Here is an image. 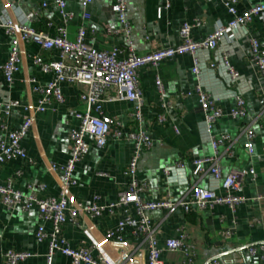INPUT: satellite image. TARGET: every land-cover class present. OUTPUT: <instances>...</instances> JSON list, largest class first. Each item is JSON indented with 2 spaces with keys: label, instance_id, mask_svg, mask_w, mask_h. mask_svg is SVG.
Here are the masks:
<instances>
[{
  "label": "crops",
  "instance_id": "obj_1",
  "mask_svg": "<svg viewBox=\"0 0 264 264\" xmlns=\"http://www.w3.org/2000/svg\"><path fill=\"white\" fill-rule=\"evenodd\" d=\"M65 1V11L71 16L66 24L69 40L73 41L78 28L84 26L87 42L96 49L118 50L119 55L124 56L128 43L125 35L118 33L122 25L112 10L114 0H93L86 10L81 5L82 0ZM126 3L127 18L132 27L131 41L140 56L154 48L179 45V31L185 22H201L193 30L194 39L200 40L211 34L217 25L227 24L231 19L220 0H126ZM256 4H264V0H243L238 9L243 11ZM0 13L20 22H25L28 15L36 14L29 22L30 26L50 36L57 35L58 27L63 26L56 0H0ZM84 13L89 14V18H84ZM251 38H256L264 47V22L258 17L240 30L236 42L224 40L215 51L199 52L200 76L193 72L194 61L189 55L177 56L158 69L141 68L142 123L132 115L134 103L110 100L104 105L106 116L120 121L126 136L129 132L143 130L152 141L151 148L143 151L137 167L139 180L148 184L147 200L158 201L168 193L173 202L187 200L194 185L226 194L222 183L232 171L253 169L255 172L254 177L245 178L241 190L232 192L244 198V203L234 209L223 205L206 210L194 209L190 213L182 208L150 213L160 232L158 246L162 249L161 259L165 264H206L217 257L221 264H264L261 249L264 243V198L259 199L264 196V82L250 56ZM10 45L11 39L0 28V66L8 58ZM34 56L59 60L58 50H44L35 43H23L20 69L11 87L7 86L0 70V104L9 97L20 103L8 119L11 128L23 125L27 115L24 106L29 103L38 105L41 93L35 88L45 86L51 79V74L42 72L33 63ZM226 56L238 75L237 79L231 78L229 67L224 63ZM157 77L164 85L163 94L157 88ZM198 85L222 110V116L211 129L206 126L205 114L195 94ZM80 91L79 86L62 85L63 103L54 102L50 110L38 115L29 138L23 143L33 162L14 159L0 163V184L11 182L24 198L30 193L29 184L35 187L43 184L44 190H35L38 197H59L63 171L60 167L51 170V166H62L69 158L71 132L79 126L77 114L83 109L79 101ZM237 96L245 102L246 116L242 118L232 115L238 105ZM163 102L166 108L162 106ZM1 110L0 107V115ZM160 115H164L163 121L159 119ZM247 126L255 134L252 153L245 147L247 136L244 130ZM126 136L120 140L110 137L105 148L96 147L87 137L92 145L76 167V185L72 189L79 202L102 205L117 201L119 191L127 183L124 171L134 148V141L127 140ZM0 138H7L1 127ZM213 138H224L217 150L222 177L216 180L209 171L201 177L194 176L193 160L216 155ZM167 168L171 169L169 174ZM131 214L136 216L134 209ZM118 218L105 214L100 218H80L78 223L94 226L95 235L101 238L106 231L115 228ZM38 223L36 206L27 211L21 206L9 210L0 197V262L5 253L13 249L34 254L21 264H46L49 244L35 242ZM47 229L51 230L50 223H47ZM180 229L186 232L195 250L193 263L187 262L181 252L166 249V239L177 236ZM63 234L72 245L87 242L80 225L65 224ZM124 236L130 238V230ZM141 240L134 241V245ZM110 253L119 257L114 249ZM140 263L148 264L147 254ZM53 264H72V261L57 253Z\"/></svg>",
  "mask_w": 264,
  "mask_h": 264
},
{
  "label": "built area",
  "instance_id": "obj_2",
  "mask_svg": "<svg viewBox=\"0 0 264 264\" xmlns=\"http://www.w3.org/2000/svg\"><path fill=\"white\" fill-rule=\"evenodd\" d=\"M92 1L82 0L81 5L84 10ZM220 1L231 16L227 24H219L211 34L200 40H195L193 30L199 27L201 22H185L179 31L181 38L179 45L154 48L141 56L135 52L131 41L132 27L127 18L126 0H114L112 5V10L122 25V30L118 33H123L128 43L122 57L118 50L96 49L87 42V30L84 26L78 28L73 41L69 40L66 24L71 16L65 11V0H56L60 16L63 19V26L58 27V34L55 36H50L48 33L38 31L30 26L29 22H32L36 14H30L26 17L25 22H20L0 13V28L11 39L8 58L0 66L8 87L13 85L16 74L19 72L23 43H35L44 50H58L59 52V60H45L40 56L33 57V63L42 72L51 74V79L45 86L35 88L41 93L38 105L29 103L24 106L27 115L21 127L11 128L8 122L12 110L20 106L19 101L9 97L0 104L2 108L0 127L7 136L6 140L0 138V163L14 159L32 163L23 143L29 138L37 116L50 110L54 102L63 103V84L81 88L79 101L83 105V109L77 114L80 120L79 126L71 132L72 142L69 158L62 166L58 164L51 166V170H57L60 167L63 171L59 184V197H38L35 190H44L43 184L36 187L29 184L27 188L30 193L26 198L20 191L13 188L11 182L0 184V197L9 210L17 206H21L26 211L33 206L38 208L39 223L34 237L38 244L43 242L49 244L46 264H53V258L57 253L69 258L72 264H141L140 260L145 254L148 256V264H165L161 259L162 249L158 246L160 232L153 224L150 213L158 210L174 211L176 208H182L186 213H190L194 209L206 210L223 205L234 209L244 203L243 197L236 196L232 192L243 188L246 177L255 176L253 169L232 171L222 183V187L228 192L226 194H221L213 188L194 185L191 189L190 199L187 200L173 202L169 193L158 201L147 200L145 196L148 192V184L139 180L137 167L143 151L151 148L152 141L143 130L129 132L126 136L123 124L116 118L106 116L104 112V105L110 100L131 102L135 104L133 117L142 123L141 68L158 69L161 64L172 61L177 56L189 55L194 61L193 72L200 76L199 52L215 51L224 40L236 42L240 30L245 29L257 17L264 22V4H256L239 11L238 5L243 0ZM45 6L46 4H43V7ZM84 18H89V14L84 13ZM250 42L251 59L256 72L264 82V47L256 38H251ZM224 63L229 67L231 78L237 79L238 75L230 67L227 56ZM211 65L214 67L213 63ZM156 85L159 92L163 94L164 85L158 77ZM195 94L198 96L201 109L205 114L206 126L211 129L217 119L222 116V110L201 85L196 86ZM236 99L238 105L232 110V115L238 118L245 117L244 99L240 96H237ZM162 106L166 108L164 102ZM159 119L163 121L164 115H160ZM244 132L247 136L245 147L252 153L254 131L247 126ZM125 136L127 140L134 141V148L124 171L127 183L119 191L117 201L102 205L97 202L90 204L79 202L72 193V189L76 185L74 177L76 167L92 145L87 137L92 139L96 147L105 148L110 137L120 140ZM223 140L224 138L212 139L216 155L193 160L194 176L201 177L206 171H209L216 180L222 177L217 150ZM170 170L167 168L166 173L169 174ZM262 198L264 196H259V199ZM133 209L136 216L131 214ZM105 214L117 215L119 218L115 228L106 231L101 238L95 235L96 228L94 226L78 223L80 218H100ZM47 223L51 224L50 231L47 229ZM65 224L80 225L87 242L72 245L63 236ZM127 230L131 232L130 238L124 236ZM178 232L177 236L166 239V249L181 252L187 262L193 263L196 255L195 250L189 243L186 232L181 229ZM136 240H141L137 246L134 245ZM112 249L118 252V258L112 256L110 253ZM261 249L264 251V243L261 244ZM250 251L254 253L255 250L251 248ZM33 256L34 254L29 251L9 249L0 264H21ZM206 264H221V262L217 257L209 260Z\"/></svg>",
  "mask_w": 264,
  "mask_h": 264
}]
</instances>
